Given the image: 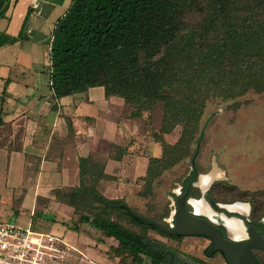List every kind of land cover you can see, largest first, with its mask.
<instances>
[{
    "label": "trees",
    "instance_id": "1",
    "mask_svg": "<svg viewBox=\"0 0 264 264\" xmlns=\"http://www.w3.org/2000/svg\"><path fill=\"white\" fill-rule=\"evenodd\" d=\"M8 5L9 0H0V17ZM50 63L56 98L102 86L107 97L120 96L132 107L131 118L160 105L162 134L181 126L171 144L156 134L162 152L149 159L144 182L150 186L202 137L199 122L208 100L264 92V0H72L55 25ZM199 173L195 162L181 192L196 196ZM108 178L102 170L89 172L82 160L79 184L59 193L73 208V215L60 222L77 232L89 226L100 242L111 238L116 244L108 250L123 264L127 259L132 264L200 262L119 222L116 215L156 230L129 215L122 198L102 193V181ZM251 194L250 217L259 219L264 200ZM204 253L212 257L220 252H212L210 245Z\"/></svg>",
    "mask_w": 264,
    "mask_h": 264
},
{
    "label": "crops",
    "instance_id": "2",
    "mask_svg": "<svg viewBox=\"0 0 264 264\" xmlns=\"http://www.w3.org/2000/svg\"><path fill=\"white\" fill-rule=\"evenodd\" d=\"M71 2L9 0L0 17V195L3 187L14 192L28 186L30 207L13 210L9 222L61 235L81 253L86 227L77 232L60 222L73 215V208L59 193L79 184L82 160L89 172L102 170L109 176L102 181L106 197L121 198V190L132 185L127 180L144 177L149 159L161 150L152 142L149 158L132 154L137 123L124 116V99L107 97L102 86L54 96L50 46L55 25ZM213 170L207 187L200 183L206 174L198 177L201 191L220 176L218 167L208 173ZM225 208L249 211L243 202Z\"/></svg>",
    "mask_w": 264,
    "mask_h": 264
},
{
    "label": "rangeland",
    "instance_id": "3",
    "mask_svg": "<svg viewBox=\"0 0 264 264\" xmlns=\"http://www.w3.org/2000/svg\"><path fill=\"white\" fill-rule=\"evenodd\" d=\"M131 112L132 107L127 104L124 116L133 119L138 126L136 136L132 138L135 143L132 154L149 158L152 155V142L157 144L162 152V144L156 141V134L170 144L178 139L181 131L179 125L169 134L161 133L160 105L144 111L137 118H131ZM199 126L202 137L193 141L189 152L175 165L164 169L150 186L144 182V177L135 181L127 180V183L132 185L125 187L120 194L126 204L146 217L162 224H171L176 207L175 196L182 190L181 182L191 170V158L195 148L198 149L195 162L199 174H207L213 166L219 168L220 176L207 190L210 199H216V202L223 204L222 207L235 202L247 203L249 211L253 197L251 193H259L255 198L259 196L264 200V92L249 91L234 99L208 100ZM7 188L3 187L0 195L1 221H9V215L13 210H18L22 206L24 209L30 207L31 192L28 186L26 191L16 188L13 192L12 188ZM197 188L196 196H191L193 199L191 202V199L189 200L191 209H194L195 200L201 196V189ZM116 218L135 232L145 233L181 250L184 254L198 258L200 261L198 264H227L220 253L212 257L205 255L204 250L210 246L208 238L186 236L175 239L151 228L140 227L122 218L121 215H116ZM85 227L82 234L85 242H81L84 248L79 247L80 254L73 252L68 264H75L74 260L78 264H123L121 259L115 256L113 249L108 250L115 241L106 238L100 242L98 232L88 226ZM260 257L264 261V254L261 253ZM126 262L132 264L130 259Z\"/></svg>",
    "mask_w": 264,
    "mask_h": 264
},
{
    "label": "water",
    "instance_id": "4",
    "mask_svg": "<svg viewBox=\"0 0 264 264\" xmlns=\"http://www.w3.org/2000/svg\"><path fill=\"white\" fill-rule=\"evenodd\" d=\"M197 152L198 149L192 155V167H195ZM199 175L200 174H198V177ZM196 183L197 181L194 183V186H196ZM207 190L205 192L201 191V196L199 198L204 199L209 208L217 215H223L226 219L235 218L239 220L246 233V238L234 240L229 235L228 224H226L221 217H217V220L213 221L206 215L195 214L192 209L188 210L187 205L190 206L189 200L192 197L188 196L187 192L179 191L176 194L174 216L172 218V223L168 225H163L134 211L125 202L121 203V207L125 209L129 215L138 219L144 225L153 226L157 231L163 234L181 237L198 236L208 238L211 241V251L220 252L227 264H262L253 253V250L264 251V238L260 236L252 225L247 227L242 218L234 215V212H230L223 208V204L214 202L210 199L207 195ZM221 227L226 230V236L223 234Z\"/></svg>",
    "mask_w": 264,
    "mask_h": 264
},
{
    "label": "built area",
    "instance_id": "5",
    "mask_svg": "<svg viewBox=\"0 0 264 264\" xmlns=\"http://www.w3.org/2000/svg\"><path fill=\"white\" fill-rule=\"evenodd\" d=\"M73 252L61 235L0 220V264H68Z\"/></svg>",
    "mask_w": 264,
    "mask_h": 264
},
{
    "label": "flooded vegetation",
    "instance_id": "6",
    "mask_svg": "<svg viewBox=\"0 0 264 264\" xmlns=\"http://www.w3.org/2000/svg\"><path fill=\"white\" fill-rule=\"evenodd\" d=\"M205 191V190H204ZM203 200V199H202ZM204 201V200H203ZM205 202V201H204ZM207 205V204H206ZM208 206V205H207ZM209 208V206H208ZM236 212H239L241 214H238V213H234V215L242 218L246 224L247 227H249L250 225H252L256 230L257 232L260 234L261 237L264 238V216L260 217L259 219H253L250 217V211L248 213H246V210L244 209L243 211H236ZM200 214H204L208 217H210L213 221H216L217 220V214L214 213L210 208L208 210V212H205V213H200ZM229 214V213H228ZM223 216V215H222ZM225 218V217H224ZM235 218H231V219H226V222L229 226V235L232 237V238H235V239H244L246 238V233H245V236H240V237H234L233 236V232H231V230H233V228L235 227L234 225V220ZM237 220V219H235ZM238 222H240L239 220H237ZM241 224V222H240ZM242 226V225H241ZM243 228V226H242ZM222 231H223V234L226 236V230L224 228H222ZM244 230V229H243ZM210 241V240H209ZM210 245H211V241H210ZM253 253L257 256V258L260 260V262L262 264H264V261L261 259L260 257V254H264V251H260V250H253Z\"/></svg>",
    "mask_w": 264,
    "mask_h": 264
},
{
    "label": "bare ground",
    "instance_id": "7",
    "mask_svg": "<svg viewBox=\"0 0 264 264\" xmlns=\"http://www.w3.org/2000/svg\"><path fill=\"white\" fill-rule=\"evenodd\" d=\"M214 174H215V170L211 171L210 173H208L206 175H201V176L199 175L200 176V183L202 184L203 187H207V185L209 184V182L214 178V176H215ZM196 185H197V183H196ZM205 191H202V192H205ZM192 200L193 199H191L190 202ZM203 200H202V198L196 199L195 200L196 205H193V203H192V205L194 206V209H195V210L194 209H192V210L195 212V214L204 215V214H200V213L208 212L209 208H208V206L206 205V203ZM190 202H189V204H190ZM223 208H225V207H223ZM225 209H227V208H225ZM229 211L232 212L231 210H229ZM217 217H221L224 220V222H226V218H224V216L218 215ZM233 222H234V225H235V227L233 228V230H231V232H233L232 233L233 236L234 237H240V236L243 237V236H245V231L243 230L244 228H242L240 222H238L235 219L233 220ZM226 224H227V222H226ZM233 239L234 240H240V239H235V238H233Z\"/></svg>",
    "mask_w": 264,
    "mask_h": 264
}]
</instances>
